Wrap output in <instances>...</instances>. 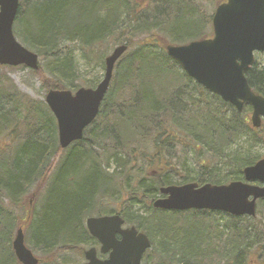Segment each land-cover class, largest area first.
<instances>
[{
  "label": "trees",
  "instance_id": "1",
  "mask_svg": "<svg viewBox=\"0 0 264 264\" xmlns=\"http://www.w3.org/2000/svg\"><path fill=\"white\" fill-rule=\"evenodd\" d=\"M225 1L210 0L208 8L195 0H20L14 33L46 62L30 70L46 93L97 86L78 71L76 51L103 69L113 47L127 44L128 51L99 116L68 150L46 103L23 94L4 72L13 68L0 65V255L7 264H20L13 250L19 228L40 264L77 252L84 259L87 246H99L87 219L112 214L150 238L142 264L252 263L264 202L256 218L153 207L168 186L244 181V170L263 157L264 123L251 127V108L238 112L166 52L170 43L210 37L215 8ZM246 76L264 96L263 54ZM180 149L194 150L196 173L180 166ZM112 203L117 207L106 210ZM187 214L205 226L181 232Z\"/></svg>",
  "mask_w": 264,
  "mask_h": 264
},
{
  "label": "water",
  "instance_id": "2",
  "mask_svg": "<svg viewBox=\"0 0 264 264\" xmlns=\"http://www.w3.org/2000/svg\"><path fill=\"white\" fill-rule=\"evenodd\" d=\"M20 0H0V65L39 69V56L22 45L14 34ZM209 38L184 45L168 44V56L206 90L243 112L253 107V128L264 119V97L249 85L246 73L255 63V54H264V0H226L217 6ZM128 51V45L117 46L106 58L103 80L95 88L50 90L45 103L58 123L62 148L84 138L85 130L97 119L110 89L115 66ZM264 157L244 170V181L229 184L199 185L189 183L161 189L154 207L166 211L209 210L234 217H256L257 201L264 199ZM32 204V203H31ZM87 228L100 244V250L85 251V264H142L152 242L135 226L127 227L119 216L90 217ZM20 264H40L26 244L23 228L13 241ZM108 255L101 260L98 257Z\"/></svg>",
  "mask_w": 264,
  "mask_h": 264
},
{
  "label": "rangeland",
  "instance_id": "3",
  "mask_svg": "<svg viewBox=\"0 0 264 264\" xmlns=\"http://www.w3.org/2000/svg\"><path fill=\"white\" fill-rule=\"evenodd\" d=\"M195 1H197V4H199V3L200 4H205L206 3L208 8L211 7L210 2H208L210 0H195ZM17 40L22 45H24L22 43V41H20L19 39H17ZM116 47L112 48V50L110 51L108 56H110L112 54L113 50ZM32 52L36 53L35 51H32ZM74 57H75V60H76V63H77V69L82 74L84 79L98 81V84L103 80L105 69H103L100 66V63L96 64L97 66L95 64H93L92 62H89V63H91V64H89L88 62H86L81 57L79 51L75 52ZM43 64L46 65V62H42L41 59L39 58V66L40 65L42 66ZM12 68L13 69H10V68L5 69L4 72L6 74H8V76L11 78V80L17 86V88L23 94L28 95L34 101H44L45 100V96H46V92L43 90L40 80L37 77H33L30 74V69H28V68L27 69H21L20 66L12 67ZM98 84H97V86H98ZM261 153L264 156V148L261 149ZM178 156H179L180 166L183 165V164H186V168L194 169L195 172L191 171L193 174L198 171V166H197V162H196V159H195L196 154H195L193 149H180L179 153H178ZM114 168H115V165L111 166L110 172H113ZM31 203H33L32 200H31ZM116 207H117L116 203H114V204L112 203V204H110L109 206L106 207V210H112V209H114ZM263 215H264V208H261L260 209V214L258 215V219L257 220L260 221L263 218ZM181 217L183 218V223L180 226V231L181 232H183V231L185 232L187 230L196 232V231L192 230V228H191L192 224H194L196 229H198V225H201V227H202V226H205V224H206L205 220L199 219L198 216H193L192 214H187V215H184V216H181ZM259 223L263 224L264 221H262V220H261V222H257L256 221V224H259ZM260 233H262L261 235H263L262 236V241L259 243L260 244L259 245L260 248L259 247H257V248L255 247L252 250V255L249 258V260L252 262L251 264H264L263 263L264 256L262 257V260H259L260 255H261L262 251L264 250V231L260 232ZM25 236H27V234H25ZM26 244H27V241H26ZM27 246L29 247L28 244H27ZM90 247L91 246H87L86 250H88ZM36 256L39 257V255H36ZM8 259H9V257H7L6 254L0 255V264H4V263L7 264L8 263ZM85 263H86V260H85V258L83 259V252L80 253V254H79V252H77L75 254H71V253L68 254L66 257H64L63 261L61 260V262H57L55 264H85ZM248 263H250V262H248Z\"/></svg>",
  "mask_w": 264,
  "mask_h": 264
},
{
  "label": "flooded vegetation",
  "instance_id": "4",
  "mask_svg": "<svg viewBox=\"0 0 264 264\" xmlns=\"http://www.w3.org/2000/svg\"><path fill=\"white\" fill-rule=\"evenodd\" d=\"M256 54H262V53H256ZM256 54H255V57H256ZM264 55V54H263ZM254 66V65H253ZM252 68V67H251ZM250 68V69H251ZM248 72V71H247ZM248 79V78H247ZM249 82V81H248ZM250 85V84H249ZM252 88V87H251ZM252 90H253V88H252ZM254 91V90H253ZM255 92V91H254ZM256 94H258V95H261V94H259V93H257V92H255ZM261 96H263V95H261ZM264 97V96H263ZM246 106H249L250 108H251V110H252V112H250V114H249V120H250V124H251V127L253 128V126H252V123H251V115L253 114V107L251 106V105H246ZM245 106V107H246ZM263 123H264V119H263V121H262V124H261V126L260 127H258V128H253V129H260L261 127H262V125H263ZM262 186H264V184L262 185ZM259 202H264V199H260V200H258V202H257V207H258V204H259ZM258 208H257V212H258ZM263 218H264V216H263ZM262 218V220L264 221V219ZM261 227H263V224L261 225ZM262 232L264 231V228H262V230H261ZM92 248H96L98 251L100 250V245L98 246V247H92ZM98 258L99 259H101V260H105V259H107L108 258V255H101L100 254V252H98ZM84 258H85V252H84ZM85 260H86V258H85Z\"/></svg>",
  "mask_w": 264,
  "mask_h": 264
},
{
  "label": "bare ground",
  "instance_id": "5",
  "mask_svg": "<svg viewBox=\"0 0 264 264\" xmlns=\"http://www.w3.org/2000/svg\"><path fill=\"white\" fill-rule=\"evenodd\" d=\"M46 105H47V104H46ZM48 108H49V107H48ZM49 109H50V108H49ZM60 147H61V146H60ZM70 147H71V145H70L68 148H62V147H61V149H62V150H68ZM158 198H159V197H158ZM158 198H157V199H158ZM157 199H156V200H157ZM156 200H155V201H156ZM155 201H154V202H155ZM153 207H154V203H153ZM154 208H155V207H154ZM156 209H159V208H156ZM161 210H163V209H161ZM165 211H166V210H165ZM115 215H119V216H121L120 214H112V215H108V216H115ZM121 217H122V216H121ZM122 218H123V217H122ZM123 219H124V218H123ZM124 220H125V219H124ZM125 224L127 225L126 221H125Z\"/></svg>",
  "mask_w": 264,
  "mask_h": 264
}]
</instances>
